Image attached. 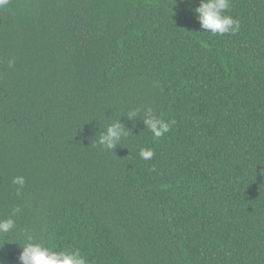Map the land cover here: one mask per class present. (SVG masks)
I'll return each mask as SVG.
<instances>
[{"label":"trees","instance_id":"trees-1","mask_svg":"<svg viewBox=\"0 0 264 264\" xmlns=\"http://www.w3.org/2000/svg\"><path fill=\"white\" fill-rule=\"evenodd\" d=\"M199 2L9 0L0 264L28 236L88 264H264V0H230L235 34L203 30ZM117 119L129 135L109 150Z\"/></svg>","mask_w":264,"mask_h":264},{"label":"clouds","instance_id":"clouds-1","mask_svg":"<svg viewBox=\"0 0 264 264\" xmlns=\"http://www.w3.org/2000/svg\"><path fill=\"white\" fill-rule=\"evenodd\" d=\"M9 0H0V6L7 5ZM230 8V0H200L199 5L194 9L197 14L200 27L203 30H210L212 34H235L239 31L240 22L232 16L225 14ZM11 66V62H10ZM138 110L127 113L129 120L137 118ZM142 123L152 132L153 136L159 138L170 130L171 123L152 115L151 109L145 110ZM129 135V131L119 119L108 124L104 131L98 135V143L106 149L114 150L122 137ZM141 158L147 160L154 155L151 149H141ZM13 184L23 188L25 180L22 176L13 178ZM19 193V189L17 190ZM19 209H14L13 214ZM15 221L9 217L0 219V235L13 230ZM20 264H88L79 251L60 250L55 251L43 244L35 242L31 236L20 246Z\"/></svg>","mask_w":264,"mask_h":264},{"label":"flooded vegetation","instance_id":"flooded-vegetation-1","mask_svg":"<svg viewBox=\"0 0 264 264\" xmlns=\"http://www.w3.org/2000/svg\"><path fill=\"white\" fill-rule=\"evenodd\" d=\"M7 6H8V4L4 5V6H0V24L3 21L5 15L7 13Z\"/></svg>","mask_w":264,"mask_h":264}]
</instances>
